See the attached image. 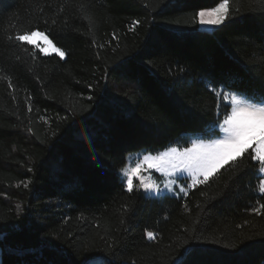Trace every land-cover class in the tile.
<instances>
[{"label": "trees", "instance_id": "1", "mask_svg": "<svg viewBox=\"0 0 264 264\" xmlns=\"http://www.w3.org/2000/svg\"><path fill=\"white\" fill-rule=\"evenodd\" d=\"M219 2L3 0L0 264H264L255 162L187 195L119 175L132 152L217 137V92L264 97V8L229 0L232 19L200 30ZM33 28L66 55L16 42Z\"/></svg>", "mask_w": 264, "mask_h": 264}, {"label": "snow or ice", "instance_id": "2", "mask_svg": "<svg viewBox=\"0 0 264 264\" xmlns=\"http://www.w3.org/2000/svg\"><path fill=\"white\" fill-rule=\"evenodd\" d=\"M254 5L264 8V0H250ZM3 0H0V4ZM264 15V12L260 13ZM199 18L200 24L222 25L226 20L232 19L229 16V0H221L215 7L200 10L195 14ZM139 23V21H134ZM34 37H41L48 47H41ZM16 42L23 45H31L38 49L39 53L48 54L51 52L63 58L66 53L55 46L48 35L35 28L23 34L15 36ZM12 85L9 84V87ZM217 97L223 98L228 104L222 106L227 108L230 105L231 111L219 120V130L222 133L220 138L210 141L193 140L187 147H171L158 155H144L142 160L129 167L126 171V187L128 192L133 191L134 180H139V187L149 191H160V186L150 179H146L143 173L153 171L162 173L165 177H175L179 179L190 178L189 188L206 184L211 177L229 164H236L247 158L252 162V167L261 175H264V97H261V104L245 102L240 96L227 92H217ZM215 129V126H214ZM259 166L258 169L256 166ZM123 171V170H122ZM187 174L186 176L184 174ZM175 181L169 179L165 182L164 188L169 192L173 190ZM28 187L27 184L24 185ZM180 191L187 195L184 188ZM259 192L264 194V179L259 180ZM264 208V205L261 206ZM260 208L253 211L259 213ZM147 237L154 238V233L148 231ZM195 247V246H191ZM87 259V257L85 258Z\"/></svg>", "mask_w": 264, "mask_h": 264}, {"label": "rangeland", "instance_id": "3", "mask_svg": "<svg viewBox=\"0 0 264 264\" xmlns=\"http://www.w3.org/2000/svg\"><path fill=\"white\" fill-rule=\"evenodd\" d=\"M220 3V2H219ZM210 9V8H209ZM203 10H206V9H203ZM197 21H198V28L200 30H205V31H210L212 30L213 28H215L216 26L218 25H210V24H200L199 23V18L197 17ZM33 39L37 40L40 44L41 47H48L47 43L43 40V38L41 37H34ZM43 54V53H42ZM48 54H56V53H53L51 52V49H49V52ZM48 54H44V55H48ZM229 94H232V93H229ZM237 95V94H235ZM240 96V95H238ZM245 102H248V103H254V104H257V105H260L261 104V101H258V102H254V101H251L249 99H247L246 97L244 96H240ZM227 104L228 102L225 101ZM230 106V105H229ZM230 111H231V108H230ZM223 119V118H222ZM221 119V120H222ZM219 122L216 124V128L217 130L219 131V135L215 138H212V139H218L220 138V136L222 135V133L220 132L219 130ZM212 139H209V140H204V141H210ZM194 140H202V139H194ZM193 141V140H192ZM191 141V143H192ZM190 143V144H191ZM176 147V146H174ZM171 148V147H170ZM183 148V147H182ZM169 149V148H168ZM168 149H165L163 151H166ZM163 151H160L158 153H155V154H149V153H143V152H140V151H137V152H132L130 154L127 155L126 157V162L124 164L123 167H121L119 169V175L120 177L124 180L125 182V185H126V171L128 170L129 167H135V164L137 162H139V160H142L143 156L144 155H158L159 153L163 152ZM139 158V160H138ZM123 170V171H122ZM143 175L145 176L146 179H150L152 182H155L157 185L160 186V191H149V190H145L143 188H140L139 187V180L136 179L134 180V187H137L138 189H140L145 195L147 196H150V197H159V196H163V195H177V194H183V192L180 191V188H184L186 191L189 189L188 185L191 183V180L190 178H188L187 180L184 179L183 177L179 178V179H176L175 177H165L162 173H159V172H155L153 171L152 173H149L147 171H145L143 173ZM185 176L187 175L186 173L184 174ZM261 179H264V175H261ZM169 179H172L175 181L174 183V186H173V190L171 192H169L167 189H165L163 186L165 184V182ZM127 189V187H126ZM259 191V189H258Z\"/></svg>", "mask_w": 264, "mask_h": 264}]
</instances>
